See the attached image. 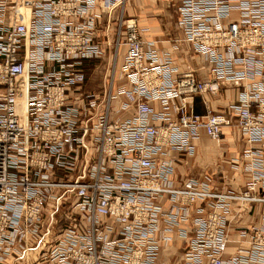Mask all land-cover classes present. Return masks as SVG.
<instances>
[{
  "label": "built area",
  "instance_id": "built-area-1",
  "mask_svg": "<svg viewBox=\"0 0 264 264\" xmlns=\"http://www.w3.org/2000/svg\"><path fill=\"white\" fill-rule=\"evenodd\" d=\"M127 1L0 0V264H157L174 235L185 244L178 264H264V216L222 259L231 222L264 206V0H175L183 40L210 66L205 80L159 56L137 16L124 21ZM117 10V77L128 86L113 88V76L85 91L82 63L103 56L100 25L109 30ZM221 83L238 84L228 112L195 115L189 102ZM230 126L247 144L235 159L243 187L175 183L174 154L193 155L200 130L218 139Z\"/></svg>",
  "mask_w": 264,
  "mask_h": 264
},
{
  "label": "crops",
  "instance_id": "crops-1",
  "mask_svg": "<svg viewBox=\"0 0 264 264\" xmlns=\"http://www.w3.org/2000/svg\"><path fill=\"white\" fill-rule=\"evenodd\" d=\"M133 2L136 5L142 4L145 9L146 17L138 15V27L141 30L143 40L145 42H153L158 55L169 59L178 73L190 71L201 80L207 79L210 69L209 64L202 56L192 51L190 45L183 40V35L176 25L175 0H133ZM102 23L105 24V21ZM104 31L107 36L106 39H102L101 34L99 35L102 40L103 51L105 52L103 55L106 54V50H109L110 56L107 63L110 61V64L101 67L103 68V83L101 85H104V70L109 68L108 65L119 68L124 55V50L121 48L117 52H112V47L110 48L111 41L107 35L110 31ZM101 33L103 32L101 31ZM100 73L97 72V79H101L102 75ZM113 83V88L128 86L124 79H119L118 77L114 78ZM100 87L102 88V86ZM100 87L99 89H101ZM82 89L90 91L86 90L85 87ZM238 91V84L236 83H221L216 96L210 94L198 95L189 102V107L198 116H206L208 113H227L229 105L235 102ZM151 106L158 110L157 103H151ZM231 133V126L223 127L221 137L211 139L206 136L203 130H200L198 137L191 140V144L194 146L193 155L178 156V154H174L177 159L173 181L179 183L187 178L197 179L206 183L212 191L216 192L241 189L246 176L242 171L243 162L240 160L237 162L235 159H238L243 154L247 144L241 138L238 140L240 141L239 143L236 142ZM237 135L239 137V134ZM236 165L238 167L235 168ZM205 203L202 202L195 206L204 208L202 213L197 214L195 207L193 208L195 216H205L208 202ZM263 216L264 206H257L248 211V213L242 212L238 218L240 221L234 220L231 222L229 228L231 240L223 250V260L227 261L236 253L239 247L237 231L262 224ZM179 228L185 229L187 226L182 224ZM184 248V240L174 235L171 246L160 252L157 264L180 263Z\"/></svg>",
  "mask_w": 264,
  "mask_h": 264
},
{
  "label": "rangeland",
  "instance_id": "rangeland-1",
  "mask_svg": "<svg viewBox=\"0 0 264 264\" xmlns=\"http://www.w3.org/2000/svg\"><path fill=\"white\" fill-rule=\"evenodd\" d=\"M133 0H128L127 3L124 5L123 8H121L122 10H124V21H129V20H133L134 18H136L137 16V20H136V24L138 26V15H143L144 17L145 16V9L143 7V5H136V4H133ZM118 13H119V10H117L111 17V22H110V25H109V33H107V35L109 36L110 38V41H111V46L110 48L112 47V52H116V45L114 46V44H116V39H117V34L119 32V28L117 26V16H118ZM125 22L124 24L121 26L122 28L125 27ZM100 33L101 36H102V39H106L107 36L104 34V30H106V26L104 23H102L100 25ZM101 31L103 33H101ZM119 47V46H118ZM121 47H119L120 49ZM122 49V48H121ZM109 50L107 51L106 50V54L103 55V57H101L100 59H96V60H89V61H85L83 62V66H82V70L86 73V82L83 86V88L85 87L86 90H90L91 91H94L95 93H97L100 89L99 87L100 86H105L107 87V84H108V81L109 79H111V77H116L118 76V67H113V66H109V68H107L106 70H104V73H105V78H104V85L101 83H103V80H102V77H103V65H107V64H110L109 62L107 63L108 61V58L110 56V53H108ZM105 53V52H104ZM106 71V72H105ZM97 72H101L100 74L102 75L101 76V79H97L96 78V74ZM101 88V87H100ZM231 130H232V137L234 138V140L236 142H240L238 140H240L239 138H241V136L237 134H239L237 132V130L235 129L234 126H231ZM235 135V136H234ZM242 139V138H241ZM241 156V155H240ZM66 214H65V208L63 210H60L58 213L55 214V217H54V222H53V233H52V236L51 237H54L56 236L60 229H63L64 226H65V220H66Z\"/></svg>",
  "mask_w": 264,
  "mask_h": 264
},
{
  "label": "bare ground",
  "instance_id": "bare-ground-1",
  "mask_svg": "<svg viewBox=\"0 0 264 264\" xmlns=\"http://www.w3.org/2000/svg\"><path fill=\"white\" fill-rule=\"evenodd\" d=\"M18 20L23 24H27L29 19L28 10H25L23 7H19L18 9ZM25 99H26V77H24L20 84L18 85V93H17V110L18 114L21 117V120H25Z\"/></svg>",
  "mask_w": 264,
  "mask_h": 264
}]
</instances>
